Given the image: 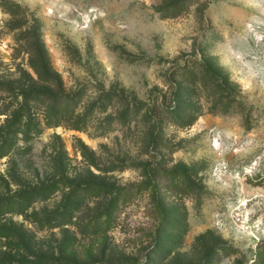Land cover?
I'll return each instance as SVG.
<instances>
[{"label": "rangeland", "instance_id": "obj_1", "mask_svg": "<svg viewBox=\"0 0 264 264\" xmlns=\"http://www.w3.org/2000/svg\"><path fill=\"white\" fill-rule=\"evenodd\" d=\"M13 1L41 21L88 124L51 127L33 105L38 131L0 159V264H252L264 242V0H184L168 19L175 0ZM9 20L0 9V75L34 74ZM195 61L229 75L232 105L204 77L192 127L165 115L156 126L145 110L125 119L138 103L175 106L172 86ZM8 101L0 93V109Z\"/></svg>", "mask_w": 264, "mask_h": 264}, {"label": "trees", "instance_id": "obj_2", "mask_svg": "<svg viewBox=\"0 0 264 264\" xmlns=\"http://www.w3.org/2000/svg\"><path fill=\"white\" fill-rule=\"evenodd\" d=\"M0 9L10 17L6 26L8 30L19 31L18 39L23 43L29 55L28 68L34 73L31 74L28 69L19 66L15 78L0 75V93L9 98V101L0 109V117L10 114V118L0 124V159H3L15 149L19 135L28 139L35 131H38L35 119L37 117L36 106L33 105H42L44 110L40 115L45 118V124L51 127L67 123L72 129L81 131L87 126L88 121L87 114L76 113L81 99L80 95L77 93L68 95L64 90L63 80L52 68L50 57L42 40L41 21L13 0H0ZM185 9L184 0H175L164 8L162 18L178 17ZM194 64H196L195 67L185 65L182 69L183 83L172 86L170 99L175 102V106H167L166 98L164 103L146 106V109L143 103H138L133 108L128 107L123 114L125 119L131 116L136 117L145 110L149 123L154 122L156 126L163 123L162 116L165 115L169 121L180 128L192 127L201 116L200 112L196 113L198 110L194 95L199 92V83L204 77L212 79L214 87L212 97L219 100L223 109L236 101L235 86L231 83L227 73L216 67L213 68L209 65V61H195ZM3 65L0 59V68ZM13 103L17 107L11 111L10 107L16 106ZM159 137L158 133L153 136L156 148L165 146ZM80 147L86 156L87 146L81 142ZM155 168L147 167L146 171L151 176V173L156 174ZM173 173L180 175L186 186H194L193 180L195 179L187 168H181ZM174 188L179 192L184 191L178 185ZM5 205H8V202ZM5 205H1L0 209ZM234 251L237 252V250ZM240 263L241 261L238 260V264ZM252 264H264V242L256 247Z\"/></svg>", "mask_w": 264, "mask_h": 264}]
</instances>
